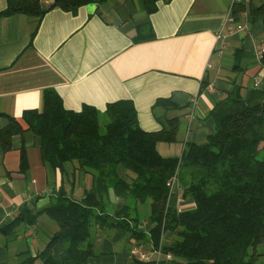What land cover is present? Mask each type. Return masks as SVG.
Segmentation results:
<instances>
[{"label":"crops","instance_id":"obj_1","mask_svg":"<svg viewBox=\"0 0 264 264\" xmlns=\"http://www.w3.org/2000/svg\"><path fill=\"white\" fill-rule=\"evenodd\" d=\"M40 2L46 9L42 16L0 17V131L10 117L26 129L12 136L8 150L0 143V264H45L40 254L60 229L58 222L42 212L34 224H9L23 206L39 211L60 189L82 199L93 183L77 160L67 161L63 170L53 168L43 138L28 129L23 114L43 109L46 88L56 89L64 106L75 111L84 105L105 110L110 102L130 99L148 131L169 128V119L178 117L176 140L157 143L163 156L174 157L183 154L186 143L213 134L211 111L217 102L235 85L249 95L264 67L257 53L264 46V24L249 10L236 14L234 0H158L152 13L144 0H87L75 11L51 7L55 0ZM7 5L0 0V12ZM229 12L232 25L226 22ZM147 22L154 37L136 41L138 26ZM158 99L171 103L156 104ZM118 173L132 183L134 175L124 165ZM108 194L113 213L128 203L114 187ZM169 205L182 209L192 201L175 184ZM150 213L151 199L139 206L145 222ZM98 228L90 264H136L143 261L140 250L153 245L130 238L120 227ZM63 250L56 243L54 257L61 258Z\"/></svg>","mask_w":264,"mask_h":264},{"label":"trees","instance_id":"obj_2","mask_svg":"<svg viewBox=\"0 0 264 264\" xmlns=\"http://www.w3.org/2000/svg\"><path fill=\"white\" fill-rule=\"evenodd\" d=\"M86 1L55 0L51 7L75 11ZM144 1L149 13L157 10L158 0ZM250 1L238 2L235 13L249 10L254 20L264 24V2ZM45 12L40 0H8L0 17ZM152 37L150 23L138 26L136 41ZM168 103L170 99L156 102ZM211 114L216 122L213 134L203 142L186 143L181 156L165 157L157 143L176 140L178 117L169 119V128L148 131L141 127L130 99L110 102L105 110L84 105L75 111L64 106L56 89L46 88L43 109L23 114L28 129L43 138L53 168L63 170L67 161L77 160L93 183L82 199L60 189L39 211L23 206L9 227L34 224L42 212L58 222L60 229L40 254L45 264H90L98 227L123 228L130 238L163 246L174 255L173 260H137L136 264H264V88L254 87L246 95L241 85H235ZM25 130L10 117L0 131L4 150L11 147L13 135ZM22 157L24 168L27 162ZM121 164L134 175L132 183L119 175ZM174 177L192 206L169 205V182ZM193 185L197 187L192 189ZM110 187L128 198L117 213L110 208ZM149 199L151 213L145 222L139 206ZM56 243L64 248L61 258L53 255Z\"/></svg>","mask_w":264,"mask_h":264},{"label":"built area","instance_id":"obj_3","mask_svg":"<svg viewBox=\"0 0 264 264\" xmlns=\"http://www.w3.org/2000/svg\"><path fill=\"white\" fill-rule=\"evenodd\" d=\"M240 1H243V0H234V4L236 2H240ZM235 21V17L234 15L229 12L226 16V22H228L229 24L232 25V23H234ZM232 28V26H230ZM243 27V26H242ZM246 27V26H244ZM222 35L219 34V38H221ZM257 53L259 55L260 58H263L264 57V46L260 47L258 50H257ZM254 87H258V88H264V67H263V73L262 74H257L256 76H254ZM170 186H171V192H172V188L175 184H178L179 185V182H178V179L176 177H174L170 182H169ZM180 186V185H179ZM180 190L184 192L185 189H183L181 186H180ZM168 234L165 233L164 234V237H166ZM139 256L140 258L143 260V261H153L155 260L157 263L159 261H161L163 258H166L167 260H173L174 258V255L172 252H166L164 249H163V246H153L151 245L150 248L148 249H143L140 250L139 252Z\"/></svg>","mask_w":264,"mask_h":264}]
</instances>
